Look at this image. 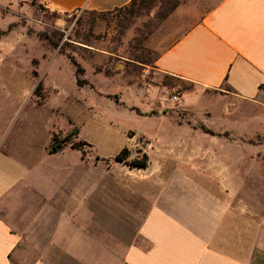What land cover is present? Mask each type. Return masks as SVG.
Here are the masks:
<instances>
[{
	"label": "rangeland",
	"instance_id": "1",
	"mask_svg": "<svg viewBox=\"0 0 264 264\" xmlns=\"http://www.w3.org/2000/svg\"><path fill=\"white\" fill-rule=\"evenodd\" d=\"M147 1L137 16L127 18L126 6L102 14L80 9L66 13L49 9L42 0H0L2 148L13 139L22 149L37 146L35 159L54 164L55 157L47 151L52 133H70V142L78 148L69 143L57 152L67 156L66 165L80 156L85 169L117 173L49 174L46 184L55 199L75 197L77 208L63 209L62 214L67 213L69 235L83 233L84 248H102L104 243L113 244L112 238L129 237L135 202L144 203L143 183L123 177L121 171L131 168L114 159L123 147L127 161L146 153L148 170H170L174 138L190 134L249 138L253 144L213 141L206 147L234 160L237 174L249 172L252 181L264 186V113L243 106L225 117L218 97L209 90L211 100L204 92L200 99L189 98L195 104L186 106L180 101L182 94L196 88L154 69L156 54L149 43L173 10L164 19L156 15L175 3L187 14L202 13L217 0ZM78 66V79L87 81L82 86L75 80ZM172 93L180 94L179 101L162 104L160 97ZM226 125L237 134L216 131ZM171 180L164 177V186L170 187ZM259 193L264 199V188ZM56 207L53 202L49 218L59 217Z\"/></svg>",
	"mask_w": 264,
	"mask_h": 264
},
{
	"label": "crops",
	"instance_id": "2",
	"mask_svg": "<svg viewBox=\"0 0 264 264\" xmlns=\"http://www.w3.org/2000/svg\"><path fill=\"white\" fill-rule=\"evenodd\" d=\"M42 1L66 13L107 11L130 2ZM149 46L156 54L157 72L196 88L182 94L186 106L195 104L189 98L200 99L209 90L225 117L243 106L264 113V0H217L192 14L177 6ZM216 131L237 134L229 125ZM174 139L170 170L121 171L123 177L143 183L144 203L135 202L132 234L112 238L113 244L104 243V248H84L83 233L68 234L67 213L62 211L77 208L75 197L55 199L46 183L54 172L98 176L117 175L115 171L85 169L76 155L69 166L64 163L67 156L57 152H48L57 158L54 164H44L33 156L37 146L22 149L14 139L4 148L0 145V264H264V199L259 193L264 186L252 181L249 172L237 174L234 160L206 147L213 141L253 143L243 137L198 134ZM164 177L172 179L170 187L164 186ZM53 202L60 211L56 219L47 213Z\"/></svg>",
	"mask_w": 264,
	"mask_h": 264
},
{
	"label": "trees",
	"instance_id": "3",
	"mask_svg": "<svg viewBox=\"0 0 264 264\" xmlns=\"http://www.w3.org/2000/svg\"><path fill=\"white\" fill-rule=\"evenodd\" d=\"M147 0H130V2L124 6H126L129 10L128 17L127 18H132L134 16H137L140 11L147 6ZM177 6V3L174 5L170 6L168 9H164V11L159 12L156 15L157 19H164L172 10H174ZM121 7H118L119 9ZM91 13H98L102 14L106 11H89ZM156 56V55H155ZM155 59V58H154ZM154 63V61H153ZM81 72L80 67L78 66L76 71H75V80L76 84L78 86H82L84 84H87L86 80L83 79H78V74ZM264 88V86H262ZM211 133V131H209ZM213 134V133H211ZM71 143L70 142V133H67L64 136H59L57 133H52L51 139L49 146L47 148L49 153H56L59 151H62L67 144ZM88 144V143H85ZM71 147L74 149L78 148L77 144L71 143ZM128 151L126 147L121 148V150L114 156V159L123 162L129 166V168H138V169H145L148 166L149 160L148 156L146 153H143L141 158L133 159L130 161H127L128 158Z\"/></svg>",
	"mask_w": 264,
	"mask_h": 264
},
{
	"label": "built area",
	"instance_id": "4",
	"mask_svg": "<svg viewBox=\"0 0 264 264\" xmlns=\"http://www.w3.org/2000/svg\"><path fill=\"white\" fill-rule=\"evenodd\" d=\"M180 99L179 93H172L168 96H162L160 97V101L162 104H175Z\"/></svg>",
	"mask_w": 264,
	"mask_h": 264
}]
</instances>
